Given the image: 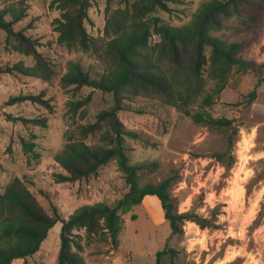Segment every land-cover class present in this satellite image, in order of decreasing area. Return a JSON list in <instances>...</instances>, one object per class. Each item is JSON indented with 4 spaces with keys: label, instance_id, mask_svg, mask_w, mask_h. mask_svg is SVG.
Here are the masks:
<instances>
[{
    "label": "rangeland",
    "instance_id": "rangeland-1",
    "mask_svg": "<svg viewBox=\"0 0 264 264\" xmlns=\"http://www.w3.org/2000/svg\"><path fill=\"white\" fill-rule=\"evenodd\" d=\"M207 0H174L172 10H158L165 22L182 25L189 22ZM53 0H0V9L27 5V15L14 25L16 30L37 39L38 49L55 66L51 80L21 73H0V191L20 177L30 187L44 208L52 213L56 205L61 216L68 218L79 206L99 201L114 203L129 191L124 174L116 160L102 166L98 174L75 182H58L56 174L66 172L55 160L76 133L80 123L94 121L95 115L114 103L112 93L84 86L64 88L61 77L70 60L80 61L92 74L101 73L106 65L89 52L71 51L57 42L55 18L60 16ZM125 7L123 0H93L86 21L88 31L100 37L109 11ZM11 19L10 14L7 15ZM218 35L243 43L241 56L253 67L264 63V12L257 24L246 27L236 17ZM157 39V37H155ZM22 61L33 66L32 56L15 51L7 33L0 29V67ZM264 79V67L262 68ZM255 72L233 75L228 86L207 110L215 117L233 120L231 127L212 128L195 122L178 108L147 97L130 102L131 109L122 110L120 118L137 136L126 138V149L132 163L156 161L157 169L141 174L140 182L159 183L174 177L172 192L180 212L197 213L208 218L212 226L202 228L186 220L184 234L171 237L161 201L148 195L129 212H121L122 231L117 247L97 236L88 239L76 230L82 244L85 264H156V255L165 247L177 250L179 262L191 264H264V82L250 105L243 96L255 86ZM46 92L55 105L51 113L30 101L6 105L10 96ZM92 92L87 116L69 113V101ZM143 109L145 112H139ZM45 116L48 126L25 125L7 118ZM33 134L36 138H33ZM34 141L35 151L26 153L21 139ZM86 141L100 144V135H89ZM9 146L11 147L9 149ZM219 158L218 154H224ZM233 161L230 169L228 164ZM160 201V202H159ZM136 215V218H134ZM58 222L34 255L16 259L12 264H58L60 231ZM163 264H171L170 255Z\"/></svg>",
    "mask_w": 264,
    "mask_h": 264
},
{
    "label": "trees",
    "instance_id": "trees-1",
    "mask_svg": "<svg viewBox=\"0 0 264 264\" xmlns=\"http://www.w3.org/2000/svg\"><path fill=\"white\" fill-rule=\"evenodd\" d=\"M125 7L109 11L104 35H92L86 26L93 0H53L60 10L55 18L57 42L71 51H84L98 56L106 69L92 74L80 61L70 60L67 71L61 77L64 88L80 89L84 86L112 93L114 103L100 110L94 121L80 123L78 135H68L64 148L55 160L66 171L56 174L58 182H75L98 174L99 169L116 160L124 174L129 191L114 203L99 201L79 206L68 218H63L56 205L49 213L36 198L30 187L20 177H15L0 191V264H12L16 259H27L39 251L49 231L62 222L58 264H85L81 254L82 244L75 231L83 230L86 238L100 236L115 248L122 231L121 212H129L148 195L161 201L165 220L171 227V237L184 234L186 220L198 223L202 228L212 226L211 221L197 213L180 212L178 201L172 192L173 176L159 183L141 184V174L154 171L156 161L132 163L126 149V138L137 134L128 129L120 112L131 109L130 102L139 97L152 98L162 104L178 108L197 123L212 128L231 127L233 120L215 117L207 109L228 86L233 75L255 72L258 76L254 88L243 96V103L252 104L258 96V88L264 82L262 63L253 67L241 56L243 43L229 41L218 35L227 22L236 17L246 27L255 26L264 12V0H207L195 12L193 18L182 25L167 23L158 10L171 11L174 0H123ZM10 14L11 19L7 18ZM27 15V5L8 6L0 9V29L8 36L15 51L32 56L33 66L19 61L0 67V73H21L51 80L55 66L38 49L39 42L25 29L14 25ZM157 37V39H155ZM92 92L81 99L70 100L69 113L82 112L87 116V106ZM30 101L38 103L51 113L55 105L46 92L10 96L6 105ZM139 112H145L139 109ZM7 118L47 127L48 118L14 116ZM100 135V144L86 141L89 135ZM33 138L36 135L33 134ZM26 153L35 151L36 143L22 138ZM11 147L9 146V149ZM224 154H218L224 158ZM233 161L226 165L230 169ZM136 218V215H134ZM168 254L171 264H191L176 261L177 250L165 247L156 255V264H163Z\"/></svg>",
    "mask_w": 264,
    "mask_h": 264
},
{
    "label": "bare ground",
    "instance_id": "bare-ground-1",
    "mask_svg": "<svg viewBox=\"0 0 264 264\" xmlns=\"http://www.w3.org/2000/svg\"><path fill=\"white\" fill-rule=\"evenodd\" d=\"M160 202V201H159Z\"/></svg>",
    "mask_w": 264,
    "mask_h": 264
}]
</instances>
